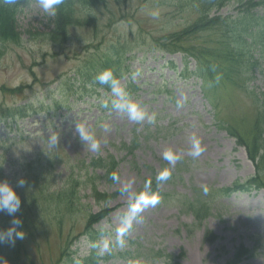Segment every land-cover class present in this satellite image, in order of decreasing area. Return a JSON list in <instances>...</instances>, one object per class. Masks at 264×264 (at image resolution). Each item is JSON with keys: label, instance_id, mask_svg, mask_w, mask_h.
I'll return each instance as SVG.
<instances>
[{"label": "rangeland", "instance_id": "rangeland-1", "mask_svg": "<svg viewBox=\"0 0 264 264\" xmlns=\"http://www.w3.org/2000/svg\"><path fill=\"white\" fill-rule=\"evenodd\" d=\"M136 1L131 0V3ZM129 4H125L124 14L120 12L123 4L118 11L114 2L109 5L106 1L99 8L100 14L94 12L96 19L91 22L73 20L76 25L60 26L66 31L64 37L54 35L48 39L45 35L47 14L32 2L18 16L21 42L10 43L0 55V109L20 105L24 106L22 109L27 107L26 113L30 115L15 117L6 110L0 116V181L7 180L17 192L22 189L21 198L23 189L28 191V205L32 207L31 211L27 208L23 212L20 208L17 212L30 225L31 232L26 238L27 230L20 229L25 237L20 256L13 255L14 261L18 264H83L67 261L68 253H72L71 260L84 258L87 264H144L141 258L152 250L156 252L149 264H264V191L235 192L215 201L211 215L201 224H194L190 215L182 214L178 203L152 205L146 203L153 200L150 197L134 204L137 193L145 189L144 180L152 172L158 173L165 167L164 163L184 169L175 180L158 187L170 202L179 196L180 201L183 196L191 197L193 188H231L235 182L243 183L252 177L256 167L248 160L245 150L216 127L214 113L211 114L193 80L175 79L168 68H161L156 61L146 60L143 64L131 61L134 73L139 72L135 77L137 85H142L132 102L146 113L143 121H133L127 113L97 107L100 101L92 97L95 91L91 83H97L95 77L103 70L92 66L91 62L109 54L107 46L116 44L118 38L132 41L138 35L133 22L118 28L111 24L114 18L119 21L121 16L129 15L135 21L145 20L143 27L157 36L164 33L166 26L162 22L172 14L169 0H148L143 13L134 12ZM154 11L159 14L155 19L150 14ZM229 14L233 13L227 8L220 11L222 16ZM141 39L151 48V38ZM142 51L145 49H135L132 55L140 59ZM252 54L257 59L260 55L261 59L250 85L246 90H232L230 96L227 94V108L221 106L220 113L222 117L226 115L223 120L231 122L247 142L264 140L262 130L251 125L255 108H264V53L257 55L253 51ZM172 59L178 62L180 56ZM88 64L89 68H84ZM176 66L179 68L177 63ZM110 70L114 74L115 67ZM160 85L170 91L172 101L158 93ZM99 95L113 98L111 93ZM66 97L65 106L69 111L63 108ZM256 100L259 105H255ZM153 115L155 122L149 123ZM1 119L6 123L14 121L16 127L7 131ZM75 122H84L95 132L101 141L98 153L89 151L79 141ZM104 125L108 126L107 131ZM155 127H160L155 134L144 136L142 133L131 155L117 150L121 144L133 141L134 132L137 137L140 131H152ZM58 133V149L51 150L47 139ZM194 140L204 149L198 157L191 154ZM168 150L178 154L179 160L186 161L170 163L164 158ZM98 161L114 166L105 175V171L96 166ZM113 175L117 180L112 179ZM19 179L26 181L25 187H16ZM108 211L107 219L91 227L92 231L96 227L108 233L97 237L99 247L92 252L94 247L87 242L85 232L88 217ZM32 213L41 220L35 228L30 224L36 221ZM129 214L136 219L131 221V229L125 230L121 219ZM5 217V213L0 212V226L10 227L14 217ZM121 239L122 246L117 242ZM130 241L135 245L130 247ZM105 242L109 244V251L102 252ZM245 248L255 253L252 258L243 256L241 260L240 254ZM88 255L92 258H87ZM130 255L137 256V260L131 262Z\"/></svg>", "mask_w": 264, "mask_h": 264}, {"label": "trees", "instance_id": "trees-1", "mask_svg": "<svg viewBox=\"0 0 264 264\" xmlns=\"http://www.w3.org/2000/svg\"><path fill=\"white\" fill-rule=\"evenodd\" d=\"M106 1L109 5L114 2L119 7L118 11L120 10V5L123 4L120 12L124 14H126V11H123L127 10V6L125 5L127 2H130L129 6H132L133 11L136 13H143V8L148 3V0H137L135 4H132L131 0H63V3L58 6L55 17L47 15L48 25L46 29L48 32L45 35L48 39L54 35L64 37L66 34L64 29L67 27L66 23L68 25H76L77 23L73 22V20L91 22L93 18L96 19L93 17L94 12L100 14L99 8ZM169 1H171L172 14L162 22L166 26V29H164V33L158 40V46L167 52H180L194 59L197 62L198 73L204 81V88L207 93L211 92L218 97L219 93L223 90L228 93V91L235 88H244V82L245 88H247L246 81L249 82L252 80L250 77L257 66V61L254 60L252 52L264 49V0ZM32 2H36V0H15L13 4H7L5 0H0V55H2L5 47L10 43L17 45L21 42L18 16ZM136 6L141 7L137 9ZM224 8H227L228 12H232L233 14L227 16L220 15V11ZM83 18L86 19L83 20ZM130 20H134L133 16H121L119 23H128ZM117 21L114 18L111 24L114 25ZM137 22V32L140 35L141 32H144L145 28L143 26H146L144 24L145 20ZM83 25L87 26L88 24ZM60 26L64 28H60ZM128 42L133 41L118 38L116 44L112 43L110 45V50H108L109 54H106L105 57L95 58L91 62L92 66L103 71L115 67L116 77H120L123 72V66L125 65V55L130 53L132 49ZM88 66L89 64L84 68H89ZM89 82H92L91 78ZM108 88L106 85L104 89ZM229 88L231 89L229 90ZM218 90L219 92L216 94ZM16 111L17 109L12 112ZM254 122L255 124L253 123V125H257L258 127L259 125H264V120L261 116L255 117ZM8 126L10 127V125ZM232 135L237 138V142L245 145L250 159L254 160L261 151L262 156L260 159L258 157L257 160V173L254 177V183L263 185L264 141L253 139L246 142L239 134L232 133ZM110 162L113 164L112 160ZM110 162L107 164L98 161L96 166L105 171L106 175L114 166ZM93 164L95 165L96 163ZM162 176L163 174H160L156 178L161 182L166 181V179L161 178ZM147 189H151V187L146 186L145 190ZM14 190L17 192L16 188ZM20 192H17L18 196ZM153 192L150 191L148 193L151 194ZM142 193L143 191L138 192V196ZM144 195H147V193H144ZM161 197L164 198L163 195ZM27 198H30V195L28 191L23 189L22 198L20 197L21 202H23L21 205L23 212L24 209L27 210L28 208L31 211L30 208H32L28 205ZM202 198H204L202 195H196L192 201H187L184 206L185 211L191 213L199 222L206 210L205 206H203ZM106 199L105 202L108 201V198ZM35 210L37 209L34 208ZM108 213L109 211L88 217L85 232H87L86 235L89 241L94 242L97 236V233L91 230L92 225L99 223ZM5 215V218H8L9 215L7 213ZM17 216L23 222L22 229L27 230L26 238L29 237L31 232L30 225L23 221L20 213H17ZM33 217L36 218V221H31L30 224L34 227L41 220L34 214ZM7 228L9 227L5 225L0 226V230H6ZM21 242H23V239H17L14 246L8 243L0 245V257L7 260L8 264H18L14 261L13 255L15 258L20 256ZM68 254L67 261L86 264L85 259L78 258L76 261H73L71 260L72 253Z\"/></svg>", "mask_w": 264, "mask_h": 264}, {"label": "clouds", "instance_id": "clouds-1", "mask_svg": "<svg viewBox=\"0 0 264 264\" xmlns=\"http://www.w3.org/2000/svg\"><path fill=\"white\" fill-rule=\"evenodd\" d=\"M15 0H5L7 4H13ZM40 9L47 15L55 17L57 14L58 6L63 3V0H36ZM152 17L155 19L158 17V12L150 13ZM139 75V72L133 73V78ZM95 80L100 85H107L111 90L112 99L110 101H104L101 104L103 108H110L112 111L127 113L129 118L133 121H143L146 118V113L136 104H134L131 100L130 94L123 87L120 81L114 76L111 70H104L97 74ZM155 122V116L149 118V123ZM105 131L108 130V126L104 125ZM75 133L78 134L79 141L85 146L89 151L99 152L101 141L97 138L95 132L90 129L86 123L84 122H75L74 125ZM59 133L53 134L48 137L47 143L48 147L51 150L58 149L59 143ZM192 155L194 157H198L204 151L202 147L199 146V142L193 141ZM164 158L172 164H175L180 156L178 154H174L171 150H168L164 154ZM170 176L169 171H165L163 173L162 179H167ZM113 180H117V177L113 175ZM26 185V181L24 179H19L17 181L16 187L23 188ZM126 190V189H125ZM207 188L204 189L205 194H207ZM152 205L158 203L157 199H153L149 202ZM21 208V199L17 195V192L13 189L11 184L7 181H0V212L7 213L9 216L14 217L11 221V226L6 230H0V245L4 243H8L9 245L14 246L15 241L17 239H24L25 233L20 230L22 228V220L19 218H15V214L19 212ZM136 219L134 215H125L121 219V225L125 228V230H130L132 227L131 221ZM122 235V234H121ZM118 244L123 245V240H118ZM92 247H99L97 244H92ZM102 252L109 251V244L105 242L101 248ZM0 264H8V261L3 257H0Z\"/></svg>", "mask_w": 264, "mask_h": 264}]
</instances>
